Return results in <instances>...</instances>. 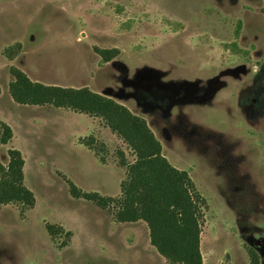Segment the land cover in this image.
<instances>
[{"label": "rangeland", "instance_id": "1", "mask_svg": "<svg viewBox=\"0 0 264 264\" xmlns=\"http://www.w3.org/2000/svg\"><path fill=\"white\" fill-rule=\"evenodd\" d=\"M263 5L0 0V123L12 130L0 164L18 149L35 197L31 208L0 205V264H169L147 246L144 221L117 222L114 206L69 193L66 179L117 194L119 152L134 159L126 143L107 128L98 135L83 115L13 101L11 66L44 84L86 86L144 118L162 154L206 200L203 264H249L250 252L264 264ZM96 47L118 54L103 62ZM78 142L111 166L97 169ZM46 224L62 230L51 235Z\"/></svg>", "mask_w": 264, "mask_h": 264}, {"label": "trees", "instance_id": "2", "mask_svg": "<svg viewBox=\"0 0 264 264\" xmlns=\"http://www.w3.org/2000/svg\"><path fill=\"white\" fill-rule=\"evenodd\" d=\"M261 11L264 14V5ZM95 51L103 62L118 54L116 48L96 47ZM9 70L12 79L8 92L13 101L28 105L49 104L97 117L126 143L135 156L132 162H127L123 152H119L118 162L125 167V176L120 181L118 196L83 191L66 179L71 196L92 201L102 208L114 206L113 216L117 222L144 221L150 244L169 264H203L200 234L206 200L188 173L174 167L162 154L161 143L145 119L86 86L44 84L31 80L14 66ZM0 125V144H6L12 137V130L5 122ZM85 145L96 154L93 144ZM7 153V164H0V205L18 203L31 208L35 197L24 185V158L16 148L8 149ZM46 229L51 235L62 230L51 224H46ZM249 257V264H259L255 252H250Z\"/></svg>", "mask_w": 264, "mask_h": 264}, {"label": "crops", "instance_id": "3", "mask_svg": "<svg viewBox=\"0 0 264 264\" xmlns=\"http://www.w3.org/2000/svg\"><path fill=\"white\" fill-rule=\"evenodd\" d=\"M76 88V87H75ZM56 108H61V107H56ZM63 109H66V108H63ZM66 110H68L69 112H72V113H74V114H78V115H83V117L84 118H86V120H88V122L90 123V129L92 130V131H96V133L99 135V134H101V133H103V131L105 132V130H106V128L109 130V128L107 127V126H105L104 124H103V122H102V120L101 119H99V118H97V117H92V116H89V115H87V114H84V113H79V112H74V111H72V110H70V109H66ZM99 122L102 124V126L99 124ZM110 132H111V130H109ZM111 134H113L115 137H116V135L114 134V133H112L111 132ZM83 138V137H82ZM81 138V139H82ZM117 138V137H116ZM106 142V141H105ZM78 143H81V144H83L84 146H86L87 148H88V150H90L91 152H92V154H93V156H94V164H95V167L97 168V169H101V168H104V167H107V166H111V165H108V163H105V162H101L99 159H98V157L93 153V151H92V149H90L87 145H85L83 142H78ZM107 143V142H106ZM122 143H123V141H122ZM125 144V143H124ZM130 150V149H129ZM131 151V150H130ZM132 157H135L134 156V154L132 155ZM134 160V159H133ZM132 160V161H133ZM131 161V162H132ZM100 194H101V191L99 192ZM103 193V192H102ZM120 194V190H119V192L117 193V194H115V195H106V194H104L105 196H118ZM146 224V223H145ZM149 242V241H148ZM150 244V242L148 243V245L147 246H149L150 248H154L151 244ZM155 249V248H154Z\"/></svg>", "mask_w": 264, "mask_h": 264}]
</instances>
